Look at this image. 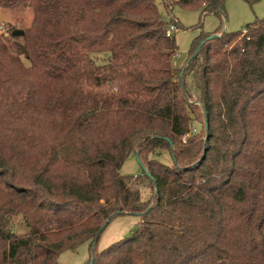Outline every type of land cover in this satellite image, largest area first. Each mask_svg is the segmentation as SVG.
I'll return each mask as SVG.
<instances>
[{
	"label": "trees",
	"instance_id": "obj_1",
	"mask_svg": "<svg viewBox=\"0 0 264 264\" xmlns=\"http://www.w3.org/2000/svg\"><path fill=\"white\" fill-rule=\"evenodd\" d=\"M160 2L222 21V0ZM0 7L33 13L0 34V264L83 243L84 264H264V18L200 32L177 67L166 26L181 25L155 0ZM131 153L144 169L122 174ZM123 214L139 216L131 234L97 250Z\"/></svg>",
	"mask_w": 264,
	"mask_h": 264
},
{
	"label": "rangeland",
	"instance_id": "obj_2",
	"mask_svg": "<svg viewBox=\"0 0 264 264\" xmlns=\"http://www.w3.org/2000/svg\"><path fill=\"white\" fill-rule=\"evenodd\" d=\"M155 3L164 20H174L175 18L181 25L180 28H177L175 31L177 50L173 56V64L177 67H184V61L188 57L191 41L200 32H212L221 25L222 28L216 33L220 35L223 30H242L245 28L246 24L255 19L264 18V0H222V21L218 16L211 13L201 16L199 9L176 5L172 8L171 12H168L165 10L160 0H155ZM0 10L3 16L0 19V34H3V36L8 37L9 30L12 28H14V30L22 29L24 31V29L30 26L33 15L30 7L0 8ZM200 63L201 60H198L196 64L200 65ZM192 83L193 78H188L186 83L187 89L191 93H194L195 85ZM194 96H196L195 93ZM202 126V118L198 117L197 121L193 122L192 130L194 132L199 131L203 136L204 131ZM120 172L127 175H136L141 172V166L137 161L135 153H131L125 159L120 167ZM147 195V189L142 188L141 197L145 199ZM138 221L139 216L135 214H123L113 218L100 234L96 249L101 250L111 243L129 236ZM14 224V231L17 233L23 232L26 228L23 222H15ZM91 252L92 249H89L88 244L83 243L77 248L63 251L58 256L56 264H84Z\"/></svg>",
	"mask_w": 264,
	"mask_h": 264
},
{
	"label": "water",
	"instance_id": "obj_3",
	"mask_svg": "<svg viewBox=\"0 0 264 264\" xmlns=\"http://www.w3.org/2000/svg\"><path fill=\"white\" fill-rule=\"evenodd\" d=\"M23 34H24V31H23L22 29H15V30H13V32H12V35H13V36H21V35H23ZM214 36H217V35H212V36H210V38H211V37H214ZM196 53H197V51L193 54V56H195ZM135 155H136V154H135ZM136 158H137V161H138L139 165L141 166V168L144 169V167H143L142 163L140 162L139 158L137 157V155H136ZM91 263H92V261L90 262V264H91Z\"/></svg>",
	"mask_w": 264,
	"mask_h": 264
},
{
	"label": "built area",
	"instance_id": "obj_4",
	"mask_svg": "<svg viewBox=\"0 0 264 264\" xmlns=\"http://www.w3.org/2000/svg\"><path fill=\"white\" fill-rule=\"evenodd\" d=\"M175 31H176V27L174 24L171 23V24H168L166 26V35L167 36H170L172 33H175Z\"/></svg>",
	"mask_w": 264,
	"mask_h": 264
},
{
	"label": "crops",
	"instance_id": "obj_5",
	"mask_svg": "<svg viewBox=\"0 0 264 264\" xmlns=\"http://www.w3.org/2000/svg\"><path fill=\"white\" fill-rule=\"evenodd\" d=\"M0 8H1V7H0ZM0 11H1V10H0ZM0 14H1V13H0ZM1 17H3L2 14H1V16H0V19H1ZM224 29H225V27H224Z\"/></svg>",
	"mask_w": 264,
	"mask_h": 264
}]
</instances>
